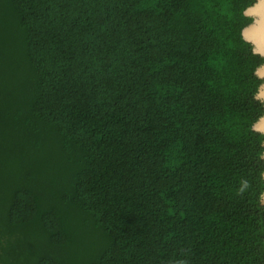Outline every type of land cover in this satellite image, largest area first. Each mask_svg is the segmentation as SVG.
Here are the masks:
<instances>
[{
	"label": "trees",
	"instance_id": "trees-1",
	"mask_svg": "<svg viewBox=\"0 0 264 264\" xmlns=\"http://www.w3.org/2000/svg\"><path fill=\"white\" fill-rule=\"evenodd\" d=\"M257 0H0V264H264Z\"/></svg>",
	"mask_w": 264,
	"mask_h": 264
},
{
	"label": "bare ground",
	"instance_id": "bare-ground-1",
	"mask_svg": "<svg viewBox=\"0 0 264 264\" xmlns=\"http://www.w3.org/2000/svg\"><path fill=\"white\" fill-rule=\"evenodd\" d=\"M254 13L257 15L256 23L247 30V36L256 42L257 48L264 52V0H260L255 8ZM261 73L264 75V67L261 68ZM264 95V86L261 89ZM259 127L264 129V119L259 122Z\"/></svg>",
	"mask_w": 264,
	"mask_h": 264
},
{
	"label": "water",
	"instance_id": "water-1",
	"mask_svg": "<svg viewBox=\"0 0 264 264\" xmlns=\"http://www.w3.org/2000/svg\"><path fill=\"white\" fill-rule=\"evenodd\" d=\"M260 2V0H257L252 6H250V7H248L247 9H246V11H245V13L247 14V15H251V16H255L254 17V21L251 23V24H249L247 27H245L244 29H243V35H244V37L248 40V41H250L252 44H253V47H254V51L256 52V53H259L260 55H262V56H264V52H262L261 50H259L258 48H257V45H256V42L253 40V39H251L249 36H247V30L250 28V27H252L255 23H256V18H257V15L254 13V11H253V8H255L256 6H257V4ZM262 67H264V64L263 65H261L257 70H256V73L258 74V76H260V77H262V78H264V75L261 73V68ZM264 86V82L262 83V85L260 86V88H259V92H258V94H257V97L258 98H261L262 100H264V96L261 94V89H262V87ZM262 119H264V115L253 125V129H255V130H258V131H261V132H264V129L263 128H261V127H259V122L262 120Z\"/></svg>",
	"mask_w": 264,
	"mask_h": 264
},
{
	"label": "rangeland",
	"instance_id": "rangeland-1",
	"mask_svg": "<svg viewBox=\"0 0 264 264\" xmlns=\"http://www.w3.org/2000/svg\"><path fill=\"white\" fill-rule=\"evenodd\" d=\"M255 17V16H254ZM261 94H262V92H261ZM263 95V94H262ZM264 96V95H263Z\"/></svg>",
	"mask_w": 264,
	"mask_h": 264
}]
</instances>
